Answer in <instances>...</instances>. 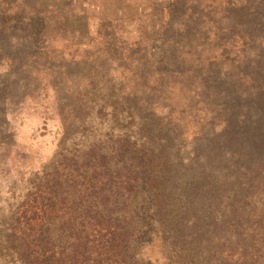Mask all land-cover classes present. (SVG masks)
<instances>
[{
    "label": "trees",
    "instance_id": "16d2710c",
    "mask_svg": "<svg viewBox=\"0 0 264 264\" xmlns=\"http://www.w3.org/2000/svg\"><path fill=\"white\" fill-rule=\"evenodd\" d=\"M171 1L175 4L169 1L167 19L159 27L162 33L132 42L129 32L117 34L121 39L117 48L122 51L126 44L145 42L139 49L145 56L140 68L145 88L114 96L126 104L119 116L127 125L115 132L108 120L107 141L80 144L91 163V170L85 172L91 174L86 184L72 177L67 185L72 197L65 194L58 205L51 203L61 196L53 194L58 192L55 186L69 179L54 174L47 197L40 196L36 206L18 208L1 224L4 264H152L140 251L154 237L180 244L175 261L161 264H264V0L248 5L225 0L230 7L243 9L239 18L218 9L224 4L220 0H187L189 9L181 14L172 13ZM90 6L87 0H0V63L33 74L40 82L44 71L61 69V64H53L54 58L73 59L85 53L83 64L96 66L92 53H99L96 41L106 35L101 33L102 18L89 23L95 17ZM194 8L201 11L194 14ZM193 15L194 24L188 22ZM68 18L73 26L61 23ZM80 25L87 28L84 38L79 35ZM148 67H153L151 74L146 72ZM238 69L247 77L243 83L256 86L258 92L252 118L240 116L236 124L208 125L227 139L214 143L203 157L194 154L196 170L190 175L178 181L170 178L169 157L159 162L153 158L176 150L186 156L181 148L173 150L169 136L176 134L182 144L185 137L174 133L180 127L176 124L163 134L152 132V118L166 114L181 124L185 112H177L172 103L179 84H187L185 99L200 103L199 110H204L208 95L212 99L221 95L218 81ZM90 73L80 82L73 76L68 80L76 90V104H64L62 126L97 120L92 112L84 113L86 109L99 113L109 108L114 114L115 106L107 107L103 96L97 98L101 89L107 90ZM2 102V131L7 127L13 136L14 127L7 124L12 102L5 97ZM74 139L70 137L73 144Z\"/></svg>",
    "mask_w": 264,
    "mask_h": 264
},
{
    "label": "rangeland",
    "instance_id": "374dc122",
    "mask_svg": "<svg viewBox=\"0 0 264 264\" xmlns=\"http://www.w3.org/2000/svg\"><path fill=\"white\" fill-rule=\"evenodd\" d=\"M87 1L91 4L90 12L95 14V17L91 18L89 23L92 24L93 21L96 24L98 18L104 20L101 33L105 34L106 38L101 42L98 40L99 38L97 39L95 50L98 48L99 53H92L95 56L93 59H95L96 66L83 64L85 53L75 54L73 59L61 60L54 58L53 64H61L63 68L44 71L42 75L44 81L40 82L32 76L33 74H25L23 70L8 69L7 66L0 63V110L3 106V97L6 98L7 103L8 100L12 102L11 106L7 107V124L12 125L15 130L13 136H11L7 127L6 131L3 132V125L1 126L0 122V226L4 221L11 218L13 212L18 208L22 210V208L27 209L29 205L36 206L41 200L40 196L47 197V193L53 190L51 188L52 181L49 180L54 174L64 177L68 175L69 177L63 186H55V190L58 192L53 194L61 195L56 197V200H51V203L55 205H58L57 202L62 201L61 199L65 197V194L72 197L68 193L71 188L67 187L72 177L78 184H86L87 176L91 172L87 171V173L85 170H91V163L87 161L85 155H82L85 153L82 150H87L81 148L80 144L89 142L99 144L98 140L107 141L108 136L106 138L105 135L110 132L105 128V124L108 120L114 126L115 132L122 130L127 125V121L119 115H121L126 104L121 99H114V96L118 92H126L128 89L138 92L139 89L142 90L146 86L143 71L140 69L143 66L145 56L139 50L145 42L141 41L136 46L132 43L126 44L127 49L122 51L121 48H117V44L121 40L117 34H119V31L129 32L131 34L129 41L132 42L136 39L144 40L149 36L162 33L159 27L163 26L161 23L163 24L167 19V8L170 0ZM251 1L242 0L247 5ZM220 2L224 4H222L223 7L218 9L224 10L228 13V16L239 18L240 14H243L242 8L230 7L232 4L225 0L224 2L220 0ZM174 3L171 1V6H169L174 14H181L189 9L190 4L187 0H175ZM194 9V14L201 11L198 8ZM221 11L219 12L223 13ZM221 15H214V19H219L218 17ZM69 18L64 19L61 23L73 26ZM194 19L195 15L188 19V22L194 24ZM79 33L82 38L86 37L88 34L87 28L80 25ZM122 46L125 48L123 44ZM154 47L151 49L152 52L155 49ZM124 53L131 56V58L124 57ZM245 55L247 56V54ZM247 59L253 60L248 57ZM152 69L153 67H148L146 72L151 74L154 71ZM240 71L242 69H238L237 73L231 70L225 80L218 81V87L222 88L220 90L221 95L216 99H212L213 95H208V98H206V101L208 99V107L204 110H199L200 103L185 99L188 95L183 92V89L187 87V84H184V87L179 84L172 103L177 112H185L184 115H181L183 120L181 124L170 121L166 114H159V116L152 118L154 125L152 132L160 135L161 130L163 134L165 130L176 124L180 127L174 133L180 132L185 137L183 141L185 144H182L176 134L169 136L173 150L181 148L182 152H186V156L176 150L165 153L161 158L156 155L154 158L152 157L154 162L164 161L165 157H169L171 164L167 174L170 178L178 181L186 177L184 174L190 175L192 170H196L193 167L194 154L203 157V152L209 150L214 143H218L221 139H227V136H223L222 133L216 131V128L208 125L218 124L222 126L226 122L228 125H231V122L236 124L240 116H242V119L249 120L252 118L255 108L253 101L258 92L256 86L243 83L247 80V77L243 73H238ZM245 71L248 73L246 69ZM89 72H91L90 74L93 75L95 81H100L107 90L103 91L101 89L99 91L101 94L97 95V98L103 96L104 100L108 102L107 107L111 104V106H115V112L113 114L109 108L99 113L98 110L86 109L84 113L92 112L97 120H91L92 123L83 124L65 122V125L62 126L60 114H64L61 113L64 104H76L73 97L76 90L68 84V80L73 76L74 80L80 82L86 79L85 77ZM132 72H134L133 75ZM216 88L217 86L211 85V89ZM172 94L173 92H171V96ZM140 98L142 97L138 96V99ZM234 104H237L238 107H232ZM243 105L246 106L245 109H242ZM115 114L116 117H114ZM118 118L121 119L117 121ZM100 121L104 124L102 125ZM64 130L66 138L63 140L62 132ZM81 132L83 136H80ZM99 134L101 136H98ZM113 135L112 139L116 140V134ZM71 136L75 137L74 144L70 140ZM222 144H227V142ZM222 144L219 143V145ZM77 174H81L83 177H79ZM79 198L76 202L80 200ZM65 201L72 204L71 200ZM81 201H85V199ZM173 244L170 238L165 240L161 237H154L141 249L140 254L143 258L150 259L152 264L167 263L169 261L173 263L178 249L177 246H180L179 243H175V246ZM183 245L181 244L182 248ZM169 255L170 258L168 259ZM0 264H4L3 261L0 260Z\"/></svg>",
    "mask_w": 264,
    "mask_h": 264
}]
</instances>
